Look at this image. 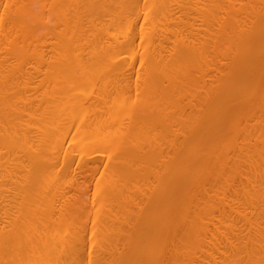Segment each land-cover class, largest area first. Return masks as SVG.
<instances>
[{
  "label": "bare ground",
  "instance_id": "obj_1",
  "mask_svg": "<svg viewBox=\"0 0 264 264\" xmlns=\"http://www.w3.org/2000/svg\"><path fill=\"white\" fill-rule=\"evenodd\" d=\"M241 1L0 0V264H264V0Z\"/></svg>",
  "mask_w": 264,
  "mask_h": 264
},
{
  "label": "rangeland",
  "instance_id": "obj_2",
  "mask_svg": "<svg viewBox=\"0 0 264 264\" xmlns=\"http://www.w3.org/2000/svg\"><path fill=\"white\" fill-rule=\"evenodd\" d=\"M240 1H241V0H240ZM251 1H253V0H245V1L243 0V1H241V2H242L241 4H242V5L244 4V5L246 6V4H250ZM214 5H215V4H214ZM210 8H211V7H210ZM212 9H213V8H212ZM210 10H211V9H210ZM36 11H37V8H36ZM38 11H39V10H38ZM208 11H209V10H208ZM45 13L48 14L47 12H45ZM159 14H161V13H159ZM161 15H162V17L164 18L163 14H161ZM161 15H159V16H160V19H161ZM193 16H196V15L193 13ZM206 16H207L208 18L210 17V15H206ZM242 17H243V16H242ZM243 18H244V17H243ZM52 19H53V18H52ZM52 19H51V18H48V20L50 21L51 25H53V23H54V22H53V23L51 22ZM249 19H250V18H249ZM48 20H47V21H48ZM251 20L253 21L252 18H251ZM251 20H250V21H251ZM47 21L44 20V21H43V24H44V23L49 24V21H48V22H47ZM53 21H54V20H53ZM161 21L165 23V20L163 21V19H161ZM162 22H161V23H162ZM43 24H42V25H43ZM199 24H200V23L198 22V25H199ZM51 25H48V26L51 27ZM162 25H164V24H162ZM158 26H159V25H158ZM41 27H42V26H41ZM43 28H44V27H42V29H43ZM40 29H41V28H40ZM44 29L46 30V28H44ZM49 29H50V28H49ZM231 29H232V28H231ZM45 30H43L44 33L47 31V30H46V31H45ZM41 32H42V31L40 30V32H37V33H41ZM228 32H229V33H228V34H229V36H228L229 38H228V39L230 40L229 43H225V42H224V44H223V42H220L219 45H221V46L218 47V48H220L221 50H226V48H227L226 46L229 45V48H230V47H231V48H230V49L227 48V49L230 50V51H231L230 54L232 53L231 55H233V54H234V51H233V50H235L236 47L238 48V45H237V42H238V39H237V38H238V37H237V36L235 37L234 33H232V32H233L232 30L230 31V30L228 29ZM230 32H231V33H230ZM226 33H227V32H226ZM42 34H43V33H41L40 35L42 36ZM230 35H231V36H230ZM232 35L234 36L233 38H232ZM49 37H50V35H49ZM233 39H237V42L234 40V43H232V42H233ZM227 44H228V45H227ZM223 45H226V46H225L226 48H225ZM231 45H232V46H231ZM233 45H236V46H233ZM221 47H222V48H221ZM232 51H233V52H232ZM227 52H228V51H227ZM228 54H229V53H228ZM230 54H229V55H230ZM224 62H226V61H224ZM162 79H163V81H161ZM162 79L160 80L161 82H160V85H158V86H166V85H168V82H167L164 78H162ZM105 81H106V80H105ZM105 81H104V82H102V81H97V82H95V81H94V82H93L94 84H93L92 82H89V83L87 82V83H85V84H84V82H82L83 84H82V83L79 84V83L77 82V84H74V82H73L74 87H72V86L70 85V87H71L70 89H72V91L74 92L73 94H74L75 96H73V97H78V98L81 97V98H82V96H83V98H86V95H88L87 97H89V96H91V95H90L91 93H92V95H93L94 93L98 92L97 90H99L100 84H101V87H102V86L105 87L106 85H111V84L105 83ZM142 81H143V79H142ZM142 81H141V83H142ZM107 82H108V81H107ZM112 82H113V81H112ZM157 82H158V81H157ZM165 82H166L167 84H166ZM102 83H103V84H102ZM109 83H110V81H109ZM141 83H139V84L141 85L140 87H141V88H144V87H142V86H145V85H144V82H143L142 84H141ZM158 83H159V82H158ZM81 84H82V85H81ZM92 84H93V85H92ZM104 84H105V85H104ZM156 84H157V83H156ZM156 84H155L154 86H157ZM85 85H87V86L90 85V88H91V87H92V88H91V89H89V87H88V88H85V87H87V86H85ZM81 86H82L83 88H82ZM111 86H113V85H111ZM111 86H107V87H108L107 89H108V90L111 89ZM149 87H150V86H149ZM81 88H82V90H80ZM84 88H85V89H84ZM93 88H94V89H93ZM152 88H153L152 86H151L150 88H146L147 92H146V90H145V92H146L147 95H149L148 93L154 92V90H151ZM88 89H89V90H88ZM95 89H96V91H95ZM91 90H92V91H91ZM93 90H94V91H93ZM87 91H89V92H87ZM71 93H72V92H71ZM82 93H84V94H82ZM85 94H86V95H85ZM84 96H85V97H84ZM89 98H90V97H89ZM88 100H89V99H88ZM88 100H87V101H88ZM87 103H89V102H87ZM261 115L264 116V111H262V113H261V111H260V113H258V115L253 116V118H251V121H249V123H248V124L250 125L249 128H250L251 130L254 129V130H253V134H254V133H256V134H257V133H258V134L260 133V134H261L260 129H262L263 132H264V128H263V127L261 128V125L263 126L262 122H261V124H260L259 126H257L258 123H256V122L259 121L260 119H263V120H264V117H262ZM259 116H261L262 118L260 117V119L257 120V119L259 118ZM254 118H255L256 120H255ZM26 119H27V118H26ZM252 119H253V120H252ZM24 120H25V116H24ZM253 123H256V125H255V124L253 125ZM263 123H264V122H263ZM254 126L257 127V128H254ZM259 128H260V129H259ZM257 129H259V130H257ZM262 130H261V131H262ZM257 131H258V132H257ZM160 134H161V133H160ZM253 134H251V135H253ZM256 134L253 135V137H254V136L257 137ZM161 136H163V133H162ZM161 136H160L159 138H161ZM259 136H260V135H258V137H259ZM253 137L251 136V137H249V138H253ZM255 137H254V139H255ZM162 138H163V137H162ZM162 138H161L160 140L163 141ZM254 139H251V144H254V143H255V140H254ZM68 141H69V140H68ZM66 145L69 146V142H67ZM70 146H71V145H70ZM261 146H262V145H261ZM101 147L104 148V145L100 146L99 148H98V147H95V148H96L98 151H100V150H101V149H100ZM105 147H106V146H105ZM84 149H85V150H83L82 152L88 150V147H87V148H84ZM261 149H262V148H261ZM104 150H105V153H106L108 149H107V150L104 149ZM86 152H90V151H86ZM100 152H103L102 154H105L104 151H102V150H101ZM98 153H99V152H98ZM84 154H85V153H84ZM99 154H100V153H99ZM263 155H264V153H263ZM257 158H258V157H257ZM100 166H101L102 168H101V169L99 170V172L97 173V176H95L96 178H94V180H93V182H92L93 185L91 184V187H90V193H91V194H93V193L95 192V189H96V183H97L96 181L99 180L98 177L100 178V176L103 175V174H102L103 169L106 171V169H105V164H104V165H100ZM245 169H247V168H245ZM160 170H161V169H160ZM262 170H263V169H262ZM262 170H261V171H260V169L257 170V171H256V174H257V173L259 174V172L262 173ZM162 172H163V171L161 170V172H160L161 175H162ZM108 175H109V174L103 175V177H106V176H108ZM107 178H109V176L106 177L105 179L107 180ZM97 179H98V180H97ZM101 179H103V178L101 177ZM101 179H100V180H101ZM105 179H104L102 182H105ZM100 180H99V182H100ZM150 181H153V184H152L153 186H155L156 184H158V180H154L153 178H151ZM99 182H98V185H99ZM100 183H101V182H100ZM101 184H104V183H101ZM101 186H102V185H101ZM156 186H157V185H156ZM92 190H93V191H92ZM247 190L250 191L251 193L253 192V190H252L251 188H247ZM80 195H81V194H80ZM81 197H82V196H79V198H81ZM85 198H86V197H85ZM81 200H82V199H81ZM80 202H81V203H80ZM241 202H242V201H241ZM73 203H74V202H73ZM82 203H83V201H79L78 203L75 204L76 207H78V208L75 207V210L77 209L76 213H78L79 211H82V210H81L82 208H83V211H82V214H83V215H88V214L90 215V213L94 211L93 213H91L92 218H90V224H89V226H87L88 228H90V227L92 226V224H95V220L99 222V219H102L103 217H104L103 219H106V216H105V215H106V211H104L105 214H103V215L100 214V216H103L102 218H99V217H100V216H99V217H98V218H99L98 220L95 219L96 214L99 215V213H96L97 209H98L99 207L102 208L103 206L100 205V206L98 207V205H96V206L93 205L92 207H89L90 209H89L88 213H87V214H84L83 212H84V209H86V206H85V205H81ZM242 203H243V202H242ZM261 203H262V202H261ZM77 204L80 206V210H79V206H77ZM260 205L263 206V203L260 204ZM84 206H85V207H84ZM81 207H82V208H81ZM94 207H95V208H94ZM105 207H106V206H104V208H105ZM243 207H244V206H242V208H243ZM245 207H246V205H245ZM70 208H71V207H70ZM73 208H74V206H73ZM73 208H72V209H73ZM91 208L93 209V211L91 210ZM101 208H100V209H101ZM242 208L240 209V211H243L244 208H243V209H242ZM246 208H247V207H246ZM72 209H71V210H72ZM105 209H106V208H105ZM78 210H79V211H78ZM87 210H88V207H87ZM98 210H99V209H98ZM103 210H104V209H103ZM248 210L250 211V209H248ZM73 211H74V210H73ZM71 212H72V211H71ZM99 212H100V211H99ZM73 213H75V212H73ZM76 213L73 215V217H76ZM95 213H96V214H95ZM100 213H101V212H100ZM92 214H93V215H92ZM77 215H78L77 218H79V216H81V213H80V215H79V213H78ZM88 217H90V216H86V217H84V219L82 218L81 221H84V223H85L86 221L89 220V219L86 220ZM80 219H81V217L79 218V220H80ZM67 220H68V219H67ZM67 220H66V221H67ZM106 220H107V219H106ZM106 220H102V223H103V222L105 223ZM70 221H71V220H69V221H67V222H64V223H67V225L64 224L65 227H67V226L69 227V223L71 224ZM81 221L79 222V226H80V227H79V226H78V227L81 228V231H83V230H82V226H83V225L81 226L80 223H82V224H84V223L81 222ZM93 221H94V222H93ZM88 222H89V221H88ZM98 222H97V224H98ZM86 223H87V222H86ZM104 223H103V224H104ZM103 224H102V225L100 224V226H101L102 228H103V226H104ZM62 225H63V224H62ZM64 225H63V226H64ZM98 225H99V224H98ZM100 226H98V227H100ZM241 226H242V225H241ZM65 227H64L63 229H65ZM68 227H67V228H68ZM96 227H97V226H96ZM101 227H100V228H101ZM100 228H99V229H100ZM102 228H101V229H102ZM244 228H246V227H244ZM244 228H243V229H244ZM94 229H95V228H94ZM94 231H95V230H94ZM96 231H97V230H96ZM96 231H95V232H96ZM98 231H100V230H98ZM93 233H94V232H93ZM87 234L89 235V233H88V232L86 233V241L88 242V239H87V238H88V235H87ZM96 234H97V232H96ZM99 234H101V231H100ZM103 234H104V233H103ZM97 235H98V234H97ZM97 235H96V236H97ZM83 236H85V235L83 234ZM94 236H95V235H94ZM103 237H104V236H103ZM99 238H101V235L99 236ZM94 239H95V238H94ZM94 239H93V240H94ZM105 239H107V238H105ZM100 240H101V239H98V241H100ZM109 240H110V239H109ZM109 240L106 241V242H108L107 245H106L107 247L110 245L109 242H111V241H109ZM98 241H97V243L94 242V243L96 244V246H97V244H98ZM100 242L103 243L104 240H103V241H100ZM100 242H99V243H100ZM106 242H104V243H106ZM256 242L259 244L258 237H256V239L254 240V243L257 245ZM101 243H100V246H101V248H103V246L101 245ZM254 243H253V245H254ZM236 244L239 245V242H238V243L236 242ZM87 245H89V242L87 243ZM250 245H251V243L248 244V247H249ZM100 246H99V247H100ZM104 246H105V245H104ZM106 246L104 247V249L106 248ZM254 246H255V245H254ZM94 247H95V245H94ZM101 248H100V249H101ZM98 249H99L98 247H97V248L95 247V251H96V252H97V251L100 252V249H99V250H98ZM101 250H102V249H101ZM222 251H223V250H222ZM245 253H246V252H245ZM245 253H244V254L241 253L240 256L237 257V258L241 259L242 261H244L243 264H244L245 262L247 263V261H249V258H250V257L247 256V254H245ZM257 253H258V254H257V255L255 254L254 257L257 258V260H258V262H259V260H260L259 258L261 257V256H260L261 253H259L258 251H257ZM259 254H260V255H259ZM248 257H249V258H248ZM252 259H253V257H252ZM251 261H252V260H251ZM251 261H250V262H251ZM254 262H255V261H254ZM81 263L83 264V260H81ZM251 263H253V262H251Z\"/></svg>",
  "mask_w": 264,
  "mask_h": 264
}]
</instances>
